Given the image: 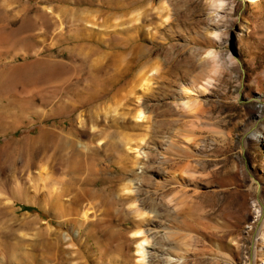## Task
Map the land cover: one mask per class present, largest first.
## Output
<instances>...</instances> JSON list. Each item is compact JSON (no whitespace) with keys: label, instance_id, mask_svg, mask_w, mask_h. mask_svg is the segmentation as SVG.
I'll return each mask as SVG.
<instances>
[{"label":"rangeland","instance_id":"374dc122","mask_svg":"<svg viewBox=\"0 0 264 264\" xmlns=\"http://www.w3.org/2000/svg\"><path fill=\"white\" fill-rule=\"evenodd\" d=\"M210 2L0 0V264H158L140 261L147 237L184 264H252L264 0L228 2L244 32L222 48ZM229 53L245 73L203 62ZM75 166L94 183L81 199Z\"/></svg>","mask_w":264,"mask_h":264},{"label":"bare ground","instance_id":"6f19581e","mask_svg":"<svg viewBox=\"0 0 264 264\" xmlns=\"http://www.w3.org/2000/svg\"><path fill=\"white\" fill-rule=\"evenodd\" d=\"M230 0H211V2L209 3V5L212 7L211 9H212V11H213V15L211 16V18H209L210 19V26L212 27V29L213 30H215V34H216V42H217V44L222 48V47H224L225 45H227L228 43H229V39H230V37H231V34L233 33V32H236V33H239V34H241L242 32H244V29H242V28H240L239 26H238V21H236V20H233L231 17H230V14L228 13V11H227V8H226V5L228 4V2H229ZM259 1L260 0H242V3L243 4H245V6L246 7H248V5H250L251 7H254V6H258L259 5ZM229 4H230V2H229ZM209 23V22H208ZM215 38V37H214ZM219 48V47H218ZM213 51V50H212ZM211 51V52H212ZM213 54H215V55H218V53H217V50L216 51H213L212 52ZM230 55H229V57L227 58V55H226V58H222V57H219V56H217V58L215 59V60H213V59H211V60H208V59H206V60H203V62L205 61V65L207 66V67H211V69H212V71L218 76V77H220V76H222L223 74H224V72L225 71H229L230 73H239V74H242V73H245V69H244V66H243V64L241 63V61H240V58H239V55L238 54H236V53H229ZM216 57V56H215ZM205 59V58H204ZM99 74V73H98ZM94 77H93V79L95 78V81L96 80H98V79H100L101 78V76L100 75H93ZM215 77V76H214ZM217 77V78H218ZM213 78V77H212ZM213 80H214V78H213ZM211 81V82H209L208 84H206V86H204L205 85V83H204V85L202 84L201 86H196L197 88H198V93H201L202 92V90L204 89V88H206V87H214V86H216V81H219V79L218 80H216V78H215V80L214 81ZM99 82H101V81H99ZM95 83H97V82H95ZM195 87V86H194ZM207 89V88H206ZM187 90H183V91H179L178 93L181 95V97L182 96H184V95H187V92H186ZM109 92H111V89H106V91H102L101 92V94L102 95H100V96H96V95H94V99H96V98H103V97H105V96H107L108 95V93ZM187 97H189V96H187ZM93 98H91V99H93ZM182 107H183V110H186V112H188L187 110H189L192 106H193V104L194 103H191L190 104V101L188 102V103H186V104H181V103H179ZM178 104V105H179ZM175 105H177V104H175ZM196 106V105H195ZM177 107V106H176ZM180 107V106H179ZM181 107V108H182ZM185 112V111H184ZM185 112V113H186ZM141 116H143V115H140V118H141ZM143 119V118H142ZM141 120V119H140ZM84 146V145H83ZM86 146V147H85ZM84 147L86 148V149H90V147H89V145H85ZM80 151V150H79ZM79 151L78 150H75V152H76V155H79V156H81L80 154H78L79 153ZM145 154V153H144ZM146 155V154H145ZM147 156V155H146ZM76 157V156H75ZM76 167V166H75ZM78 167V166H77ZM76 167V168H77ZM75 168V170H73V177H72V183L74 184V186L75 187H77V186H79V193H78V195H79V198L81 199V197H86V194H88V191H85V190H87L88 189V187H87V189H85V190H81L80 188H81V186L83 185V184H85V185H90L91 184V181L85 176V177H83L82 175L84 174V171H83V173H82V170H78V168H83V167H78L77 169ZM143 168V167H142ZM88 171V170H87ZM92 171H94V169L92 170ZM98 173V172H97ZM93 174H94V172H93ZM96 177V176H95ZM94 177V178H95ZM90 178H91V176H90ZM47 179V178H46ZM48 179H51V177L49 176L48 177ZM122 179V178H121ZM120 179V180H121ZM98 181V180H97ZM119 181V180H118ZM96 182V181H95ZM94 183H92L90 186H92ZM89 186V187H90ZM94 186V185H93ZM85 188V187H84ZM82 189H83V186H82ZM91 189L92 188H90V191H91ZM76 190H77V188H76ZM89 190V189H88ZM95 189H92V191L91 192H93ZM95 193V192H94ZM93 193V194H94ZM98 193V192H97ZM100 194V193H99ZM98 194V195H99ZM82 198V199H83ZM87 199V198H86ZM168 200V199H167ZM75 203H77V202H75ZM49 204V203H48ZM51 204V203H50ZM49 204V205H50ZM78 204V203H77ZM178 204V203H177ZM48 205V206H49ZM55 205H57V204H55ZM168 205V204H167ZM164 206H166V205H164ZM51 210L53 211V212H56V209L58 210V207L56 208V206H54L53 204H51ZM168 208V207H167ZM170 209V208H169ZM168 210V209H167ZM174 210V209H173ZM59 211V210H58ZM57 211V212H58ZM172 211V210H171ZM168 212H170V210L168 211ZM170 214V213H169ZM86 217H88V218H90L91 217V215H89V213H87L86 215H85ZM87 218V219H88ZM86 219V218H85ZM89 220V219H88ZM261 222H264V218L263 219H261L260 220ZM152 232V231H151ZM263 232H264V230H263ZM261 233V230L260 229H258L257 231H256V235H255V237L257 238V236L259 235ZM138 234H140V233H138ZM141 235H142V233H141ZM151 236V235H150ZM68 238H69V236H68ZM155 238H157V237H155ZM169 237H167V239H168ZM256 238L254 239V244H253V249H254V253L256 254H254L253 255V258H252V264H257L258 263V260H257V255L260 253V252H262V251H264V245H262V244H259L258 243V241L256 240ZM65 239H67V238H65ZM68 240V239H67ZM150 240H151V237L149 238V237H147V238H145L140 244H138L139 245V249H138V251H139V253H140V255L143 257V259L142 260H140L141 262L144 260V261H146V256L148 255L149 256V258L152 260V259H155L156 260V262H158V264H184V262H185V259L184 258H182V257H176V256H174V254L169 250V248L167 247L166 248V245L165 244H163L162 242L159 244V246H158V242H157V244L156 243H153V246H152V250L151 251H147L146 249V245H151V242H150ZM163 241V240H162ZM168 241H169V239H168ZM170 242V241H169ZM176 243H174V245H175ZM177 247H178V249H179V252H183L184 250H183V246L182 245H177ZM176 247V248H177ZM185 249V248H184ZM187 251V250H186ZM147 253V254H146ZM184 253L186 254V252L184 251ZM176 255H178V254H176ZM140 256V257H141ZM143 261V263H146V262H144ZM153 261V260H152Z\"/></svg>","mask_w":264,"mask_h":264}]
</instances>
